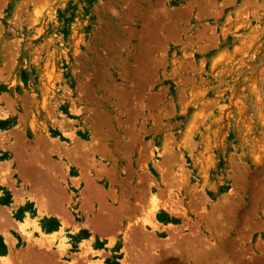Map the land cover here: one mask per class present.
<instances>
[{
  "label": "rangeland",
  "instance_id": "obj_1",
  "mask_svg": "<svg viewBox=\"0 0 264 264\" xmlns=\"http://www.w3.org/2000/svg\"><path fill=\"white\" fill-rule=\"evenodd\" d=\"M0 205V264L23 222L74 264H264V0H0Z\"/></svg>",
  "mask_w": 264,
  "mask_h": 264
},
{
  "label": "bare ground",
  "instance_id": "obj_2",
  "mask_svg": "<svg viewBox=\"0 0 264 264\" xmlns=\"http://www.w3.org/2000/svg\"><path fill=\"white\" fill-rule=\"evenodd\" d=\"M36 148H37V147H36ZM36 148H35V149H36ZM38 149H39V147H38ZM33 151H34V152H33ZM33 151H32L33 154L38 153V150H37L36 153H35L36 150H33ZM38 155H39V154H38ZM30 156H32V158H34V156L31 155V154L28 156V158H29ZM36 156H37V155H36ZM28 158H27V159H28ZM32 158H31V159H32ZM27 159H26V160H27ZM27 161H28V163H30V164L32 165V166H31V165H30V166L33 167V171H38V172H33V171H31V172L35 173V179H36V177H37V179H38V178H39V179L41 178L40 180H42V179L47 180V181H48V179H49V180H50V179H51V180H54V179H52V178H55V177H53V174H54V173L51 172V173H52V176H51L50 171H48L47 168H43V169H42L41 165H43V163L41 164L39 158H37V159H36V158L33 159V162L31 161L32 163L29 162V160H27ZM27 161H26V163H27ZM18 162H19V160H18ZM18 162H17V163H18ZM26 163H25V165H27ZM47 163H48V162H47ZM18 164H19V163H18ZM23 165H24V163H23ZM23 165H21V166H23ZM51 165H52V164H50V167H51ZM28 166H29V165H28ZM52 166H54V165H52ZM17 167H18V165H17ZM31 167H30V169H32ZM43 167H44V166H43ZM47 167H48V166H47ZM56 167H57V166H56ZM52 168H53V167H52ZM30 169H28V170L26 169V171H29V172H30ZM50 170H51V168H50ZM51 171H52V170H51ZM53 171H54V170H53ZM20 172H21V171H20ZM24 172H25V170H23V173H24ZM29 172H28V173H29ZM31 172H30V174H32ZM21 173H22V172H21ZM23 173H22V174H23ZM25 173H26V172H25ZM59 173H60V171H59ZM59 173H58V174H59ZM26 174H27V173H26ZM32 175L34 176V174H32ZM32 175H31V176H32ZM23 176H25V175H23ZM27 176H29V175L27 174ZM54 176H55V175H54ZM20 177H21V176H20ZM50 177H51V178H50ZM61 177H62V176H60V178H61ZM21 178H22V177H21ZM28 178H29V177H28ZM47 178H48V179H47ZM23 179H24V178H23ZM26 179H27V178H26ZM35 179H34V180H35ZM37 179H36V181H37ZM93 179H94V178H92V180H90V181H94ZM44 180H43V183H44ZM51 180H50V181H51ZM47 181H46L45 183H48V182L50 183V181H48V182H47ZM90 181H89V182H90ZM37 182H39V181H37ZM28 183H29V182H28ZM41 183H42V182H41ZM57 183H58V182H57ZM95 183H96V182H95ZM95 183H94V184H95ZM30 184H31V183H30ZM36 184H37V183H36ZM51 184H52V183H50V186H51ZM60 184H61V183H60ZM60 184H59V185H60ZM90 184H91V183H90ZM92 184H93V182H92ZM47 185H48V184H47ZM95 185H96V187H98L97 184H95ZM29 186H30V185H29ZM31 186H32V185H31ZM33 186H34V184H33ZM33 186H32V187H33ZM38 186H39V185H38ZM38 186L35 185V187H38ZM56 186H57V184H56ZM56 186H55V187H56ZM61 186H62V185H61ZM88 186H89V185H88ZM35 187H34V188H35ZM30 188H31V187H30ZM34 188H31V189H33L32 191H36V193L38 194L37 190H36V189L34 190ZM47 188H48V187H47ZM59 188H60V187H59ZM88 189H89V187H88ZM45 190H46V192H47V191H49L50 189H49V188H48V190H47L46 188H45L44 190L41 189V191H45ZM51 190H52V189H51ZM89 190H90V189H89ZM89 190H88V191H89ZM39 191H40V190H39ZM53 191H54V190H53ZM53 191H50V193L52 194ZM55 191H57V190H55ZM30 192H31V190H30ZM57 192H58V191H57ZM42 193L44 194V192H42ZM53 193H55V192H53ZM39 194H40V193H39ZM57 194H59V192H58ZM34 195H35V194H34ZM52 195H55V194H52ZM61 195H62V194H61ZM40 196H42V195H39V197H40ZM46 196H47V195H46ZM46 196H45V197H46ZM91 196H92V195H91ZM94 196H96V195H94ZM39 197H38V198H39ZM45 197H42L43 200H48V198H47L48 196L46 197L47 199H44ZM54 197H55V196L51 197L52 199L55 200V202H51V203H52V204H51V205H52V206H51L52 209H53V205L55 206L56 203H59V202H60V201H59V202L57 201L58 198H59V200H61L60 198H62V196H60V197L58 196V197H56V198H54ZM88 197H90V196H88ZM38 198H36V199H38ZM42 198H40V199H42ZM33 199H34V197H33ZM49 199H50V197H49ZM89 199H90V198H89ZM91 199H92V198H91ZM97 199H98V197H97ZM38 200H39V199H38ZM38 200H37V201H38ZM99 200H100V199H99ZM99 200H98V202H99ZM48 201H49V200H48ZM40 202H42V201L40 200ZM91 203H92V202H91ZM100 203H101V202H100ZM42 204H44V203H42ZM45 204H46V203H45ZM59 204H60V205H59ZM59 204H58V205L61 207V206H62L61 203H59ZM102 204H103V203H102ZM104 204H105V203H104ZM104 204H103V205H104ZM39 205H40V204H39ZM40 206H42V205H40ZM40 206H39V208H41ZM46 206H47L48 208L50 207L48 204H46ZM46 206L44 205V207H46ZM59 206H58V208H60ZM98 206H99V205H98ZM104 206H105V205H104ZM159 206H160L159 203L155 201L154 209H153L155 213H156V209H157ZM164 206H165V205H164ZM51 207H50V208H51ZM62 207H63V206H62ZM101 207L103 208V206L100 205V208H98V209H101ZM105 207L108 208L107 206H105ZM112 207L114 208V206H112ZM2 208H3V207H2ZM2 208H1V205H0V233L2 234L3 237H7V238H8L7 241H9L10 239H12V238H10V237H11V236H10L11 234H10L9 232L11 231V228H12L13 226H16V224H18V223L14 224L15 221L13 220L14 223L12 222V217H10V214H9V212H8L9 210H8L7 208H6L7 210H6L5 208H4V209H2ZM58 208H57V209H58ZM115 208H117V206H116ZM55 209H56V208H55ZM62 209H63V208H62ZM109 209H110V208H109ZM117 209L120 211L119 208H117ZM117 209H116V211H117ZM102 210H103V209H102ZM102 210H101V212H100V210H99L100 214H99L98 211H97V212H98L99 215H101V220L104 221V219H105V218H106V219H105L104 223H103V221H102V224H100V225L98 224L99 226H102L103 224H106V222H107V224H108V220H109V219H108L109 217H107V214H108V213L105 214V212L108 211V210H107V209H106L105 211L103 210L104 212H103ZM113 210H115V209H113ZM55 211H57V210H55ZM110 211H111V210H110ZM58 212H59V210H58ZM102 212H103L104 214H102ZM108 212H109V211H108ZM117 212H118V211H117ZM111 213H112V212H111ZM115 213H116V212H115ZM118 213H119V212H118ZM98 214H97V215H98ZM99 215H98V216H99ZM104 215H106L105 218H104ZM110 215H111V214H110ZM108 216H109V214H108ZM111 218H113V217H111ZM111 218H110V220H111ZM115 219H116V218H115ZM110 220H109V223H110V224H111L113 221L115 222V220H113V221L111 220L112 222H111ZM116 220H117V219H116ZM61 221L63 222V220H61ZM96 221L98 222V220H96ZM93 223H94V221H93ZM107 224H106V225H107ZM112 224H113V223H112ZM112 224H111V226H112ZM20 225H21V224L19 223V227H20V228H18V229H21V231L23 230V233H24L25 235H26V234L28 235V236L26 235V237L28 238L27 241H29V242L31 243V245L27 243L28 247L26 246L27 248H25V249H26L25 252H24L23 254L19 252V254H22V255H20V258L18 257V262H17V263H15L16 261L13 260L14 258H17V256H19V254L17 253V250H16V252H15L14 254H12V255L14 256V258H10V257L8 258V255H5V256L3 255V256H1V261H2L1 264H21V263H20L21 261H22V262H25V264H58L57 261H59V262H61V263H63V264H74V262H70V261L68 260V257H69V256H68V255H69L68 253H69V252L67 251L68 248L65 246V241H64V240H61L60 243L57 245V242H54V240H55L54 237H52L51 240H49V241H48L47 239H44L43 237L36 238V237H34V235H32V234H31V233L25 228L24 222L22 223V226H20ZM95 225H96V224H95ZM151 225H152V224H151ZM154 225H155V224H154ZM103 226H104V225H103ZM107 226H108V225H107ZM107 226H105V227H107ZM113 227H115V226H113ZM94 228H95V227H94ZM107 228H108V227H107ZM144 228H145V227H144ZM61 229H62V228H61ZM111 229H112V227H111ZM101 230H102V228H101ZM105 230H106V229H105ZM21 231H20V232H21ZM135 231H136V229H135ZM152 231H153V230H152ZM40 232H41V233H44V230H43L42 228H40ZM60 232H62V230H61ZM102 232H103V231H102ZM140 232H141V234L143 233V231H140ZM98 233H99V232H98ZM138 233H139V231H138ZM138 233H136V234H138ZM149 234H150V233H149ZM153 234H154V233H153ZM142 235H143V234H142ZM139 236H140V233H139ZM139 236H138L137 240H138V239L141 240V238H140ZM146 236H147V235H146ZM152 236H153V235H152ZM12 237H13V236H12ZM24 237H25V236H24ZM134 237H135V236H134ZM136 237H137V235H136ZM136 237H135V238H136ZM154 237H155V236H154ZM13 238H14V237H13ZM27 238H26V239H27ZM63 238H64V237H63ZM142 238H143V236H142ZM144 238H145V237H144ZM144 238H143V240H144ZM153 239H154V238H153ZM156 239H157V238H156ZM15 240H16V239H15ZM135 240H136V239H135ZM10 241H11V240H10ZM111 241H112V240H111ZM138 241H139V240H138ZM150 241L152 242L153 240H150ZM150 241H149V242H150ZM131 242L134 243V239H133L132 236H131ZM139 242H140V241H139ZM11 243H13V242H11ZM110 243H111V242H110ZM133 243H132V244H133ZM152 243H153V242H152ZM152 243H151V244H152ZM198 243H199V242H198ZM134 244H135V246L138 245V243H137V245H136V243H134ZM149 244H150V243H149ZM205 244H206V243H205ZM13 245H14V243H13ZM55 245H57V249H56L57 251H56L55 248H54ZM153 245H154V244H153ZM36 246H37L38 248H40L39 251H36V250L38 249ZM133 246H134V245H133ZM135 246H134V248H135ZM139 246H140V245H138V247H139ZM147 246H148V245H147ZM149 246H150V245H149ZM33 247H35L36 250H34L35 248L32 249ZM151 247H152V246H151ZM151 247H150V248H151ZM153 247H154V246H153ZM195 247H196V245H195ZM20 248H21V247H20ZM139 248H140V247H139ZM150 248H149L148 250H153V249H150ZM198 248H199V247H198ZM213 248H214V247H213ZM213 248H212V249H213ZM41 249H44V251H42ZM195 249H196V248H195ZM87 250H88V249H87ZM87 250H86L85 252H88ZM90 250H91V247H90ZM137 250H138V251H137ZM199 250H200V249H199ZM19 251H21V250L19 249ZM35 251H36V253L34 254L33 252H35ZM92 251H94V250H92ZM92 251H91V252H92ZM134 251H137V252H135V257L133 256V257H134V260L136 259V261H137V260H141V258L143 257L142 255H144V257L142 258V261H141L139 264H147V263L150 261L151 258H150V259L148 258V261H147V262H145L147 259L144 260V258H146L145 256L149 254V252H148L147 250H145V251L148 252V254H146V255H145V254H142V253H141L142 255L139 254L141 250H139L138 248H135ZM177 251H178V250H177ZM193 251H194V250H193ZM202 251H203V250H202ZM202 251H201V252H202ZM37 252H38V253H37ZM55 252L58 254L57 256L60 257L58 260H56V258H55V255H56ZM138 252H139V253H138ZM141 252H142V251H141ZM152 252H153V251H152ZM154 252H155V250H154ZM178 252H179V251H178ZM197 252H198V250H197ZM197 252H194V253H197ZM207 252H208V251H207ZM125 253L128 254L127 251H126ZM131 253H132V252H131ZM133 253H134V252H133ZM133 253H132V254H133ZM136 253H138L139 255H141V257H139V258L137 259L136 255H137V256H139V255L136 254ZM143 253H145L144 250H143ZM204 253H205V252H204ZM208 253H209V252H208ZM210 253H211V252H210ZM79 254H80V253H79ZM81 254H82V252H81ZM151 254H152V253H151ZM154 254H155V253H154ZM201 254H202V253H201ZM211 254H212V253H211ZM31 255H34V257H35V256H36V257H39L40 260L43 259L44 262H43V260H42V261L38 260L39 258H37L36 260H34V258L31 257L34 261L31 260V259H30V256H31ZM37 255H38V256H37ZM83 255H84V253H83ZM209 255H210V254H209ZM6 256H7V257H6ZM151 256H152V255H150V257H151ZM153 256H154V255H153ZM158 256H159V255H158ZM198 256H199V255H198ZM201 256H202V255H201ZM204 256H205V255H204ZM78 257H79V256H78ZM78 257H77V258H78ZM148 257H149V256H148ZM209 257H210V256H209ZM209 257H208V258H209ZM41 258H42V259H41ZM79 258H80V257H79ZM79 258H78V259H79ZM85 258H86V257H85ZM85 258H84V259H85ZM211 258H212V257H211ZM75 259H76V258H75ZM80 259H82V256H81ZM67 260H68V261H67ZM76 260H77V259H76ZM76 260H75V261H76ZM132 260H133V259H132ZM209 260H210V259H209ZM45 261H46V262H45ZM81 261H82V260H80V264H81V263L83 264V262H81ZM84 261H86L87 264H94V261L89 260V259H86V260H84ZM125 261H126V260H125ZM136 261H135V262H136ZM204 261H206V260H201V262H203V264H204ZM78 262H79V260H78ZM100 262H101V261H100ZM100 262H99V263H100ZM133 262H134V261H133ZM151 262H153V260H152ZM196 262H197V261H196ZM206 262H207V261H206ZM207 263H208V262H207ZM207 263H206V264H207ZM212 263H213V262H212ZM75 264H77V262H75ZM129 264H130V263H129ZM132 264H133V263H132ZM135 264H138V263H135Z\"/></svg>",
  "mask_w": 264,
  "mask_h": 264
}]
</instances>
